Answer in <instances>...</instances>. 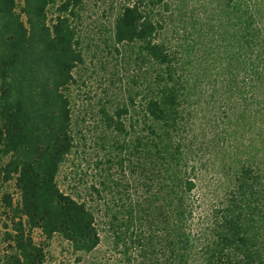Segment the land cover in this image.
<instances>
[{
	"label": "trees",
	"instance_id": "obj_1",
	"mask_svg": "<svg viewBox=\"0 0 264 264\" xmlns=\"http://www.w3.org/2000/svg\"><path fill=\"white\" fill-rule=\"evenodd\" d=\"M82 4L0 0V176L19 195L8 197L10 250L0 264H46L56 236L76 264H264V168L240 160L223 198L199 193L203 91L187 68L188 39L167 36L164 0L120 6L108 45L134 64L131 89L100 110L106 154L96 180L60 186L81 132L73 88L85 63ZM231 11L239 46L255 39L254 14L241 3Z\"/></svg>",
	"mask_w": 264,
	"mask_h": 264
},
{
	"label": "rangeland",
	"instance_id": "obj_2",
	"mask_svg": "<svg viewBox=\"0 0 264 264\" xmlns=\"http://www.w3.org/2000/svg\"><path fill=\"white\" fill-rule=\"evenodd\" d=\"M124 0H83L78 31L85 63L76 70L73 88L78 147L62 166V188L96 180L95 162L106 154L99 141L103 134L102 108L126 100L135 67L131 60L110 50L113 22ZM248 7L259 28L255 39L239 46L232 7ZM169 18L168 37L190 43L191 78H198L202 103L197 130L200 163L199 193L210 203L219 201L229 188L232 167L240 160L264 168V0H164ZM178 31L175 32V31ZM112 51V52H111ZM232 65V71L230 67ZM262 72L259 73V72ZM239 82L238 86L232 80ZM74 176V179H69ZM69 177V178H68ZM70 182V183H69ZM18 192L12 181L0 176V250H10L7 232L12 226V207ZM36 240L41 233L35 231ZM105 240L98 250L105 251ZM46 264H76L69 246L56 236L46 246Z\"/></svg>",
	"mask_w": 264,
	"mask_h": 264
}]
</instances>
